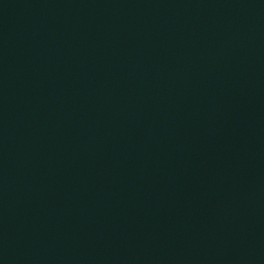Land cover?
<instances>
[{
  "label": "water",
  "instance_id": "water-1",
  "mask_svg": "<svg viewBox=\"0 0 264 264\" xmlns=\"http://www.w3.org/2000/svg\"><path fill=\"white\" fill-rule=\"evenodd\" d=\"M0 264H264V0H0Z\"/></svg>",
  "mask_w": 264,
  "mask_h": 264
}]
</instances>
